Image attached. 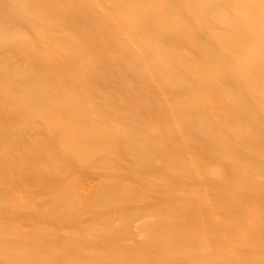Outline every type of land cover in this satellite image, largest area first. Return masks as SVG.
I'll use <instances>...</instances> for the list:
<instances>
[{
	"label": "bare ground",
	"instance_id": "1",
	"mask_svg": "<svg viewBox=\"0 0 264 264\" xmlns=\"http://www.w3.org/2000/svg\"><path fill=\"white\" fill-rule=\"evenodd\" d=\"M0 264H264V0H0Z\"/></svg>",
	"mask_w": 264,
	"mask_h": 264
}]
</instances>
